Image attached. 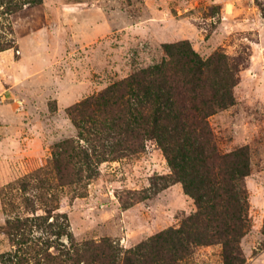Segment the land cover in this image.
Instances as JSON below:
<instances>
[{
	"label": "rangeland",
	"instance_id": "1",
	"mask_svg": "<svg viewBox=\"0 0 264 264\" xmlns=\"http://www.w3.org/2000/svg\"><path fill=\"white\" fill-rule=\"evenodd\" d=\"M23 1L13 0L14 12L0 2L8 46L0 50V264L37 249L44 264H62L44 254L87 244L81 264H126L131 250L196 210L180 181L162 187L172 171L154 139L90 168L69 160L85 144L70 108L184 39L203 57L223 50L241 62L235 103L210 123L223 150L250 149L251 227L241 246L246 264H264V0ZM65 140L61 177L53 147ZM19 218L23 227L7 226ZM187 264H224L222 245L195 247Z\"/></svg>",
	"mask_w": 264,
	"mask_h": 264
},
{
	"label": "trees",
	"instance_id": "2",
	"mask_svg": "<svg viewBox=\"0 0 264 264\" xmlns=\"http://www.w3.org/2000/svg\"><path fill=\"white\" fill-rule=\"evenodd\" d=\"M0 2L6 11L21 8L13 6V0ZM163 46L162 60L113 81L70 108L85 144L73 147L69 160L90 168L109 156L141 151L147 140H156L172 171L161 177L162 187L180 181L197 207L179 226L162 230L131 250L126 264H187L195 247L214 243L222 245L224 264H246L241 240L251 227L245 182L250 149L241 145L223 150L210 123L212 115L235 103L241 62L223 50L203 57L188 39ZM7 47L0 45V50ZM70 143L65 140L53 147L61 177L62 154L71 149ZM160 185L152 182L155 189ZM26 223L19 218L8 220L7 226L18 230ZM87 246L63 247L57 255H44L60 258L62 264L69 255L74 264H81L79 258ZM22 247L20 251L30 253ZM39 252L28 258L17 253V264H44Z\"/></svg>",
	"mask_w": 264,
	"mask_h": 264
}]
</instances>
